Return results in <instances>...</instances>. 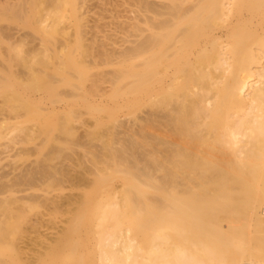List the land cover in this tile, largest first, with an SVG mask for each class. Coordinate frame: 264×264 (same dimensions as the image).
Instances as JSON below:
<instances>
[{"label": "bare ground", "instance_id": "bare-ground-1", "mask_svg": "<svg viewBox=\"0 0 264 264\" xmlns=\"http://www.w3.org/2000/svg\"><path fill=\"white\" fill-rule=\"evenodd\" d=\"M12 1L0 0V11L20 15ZM146 5L153 174L125 171L118 202L97 205L94 232L74 238L73 221L46 256L51 264H264V0Z\"/></svg>", "mask_w": 264, "mask_h": 264}, {"label": "rangeland", "instance_id": "rangeland-1", "mask_svg": "<svg viewBox=\"0 0 264 264\" xmlns=\"http://www.w3.org/2000/svg\"><path fill=\"white\" fill-rule=\"evenodd\" d=\"M21 1L19 19L0 11V262L51 264L73 221L85 238L118 202L125 171L153 174L143 10L162 0Z\"/></svg>", "mask_w": 264, "mask_h": 264}]
</instances>
